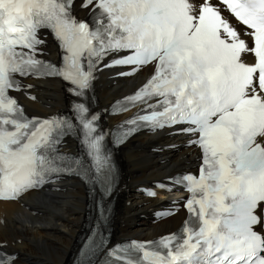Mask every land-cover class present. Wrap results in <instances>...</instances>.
Returning <instances> with one entry per match:
<instances>
[{
	"label": "snow or ice",
	"instance_id": "snow-or-ice-1",
	"mask_svg": "<svg viewBox=\"0 0 264 264\" xmlns=\"http://www.w3.org/2000/svg\"><path fill=\"white\" fill-rule=\"evenodd\" d=\"M72 6L73 0H0V200L65 174L109 183L99 116L85 103L74 105V124L62 116L29 117L10 93L33 87L18 76H56L85 97L100 62L116 54L104 67L129 68L120 75L153 69L120 104L121 111L140 107L125 135L138 126L185 125L180 131L195 137L190 143L200 147L202 163L199 175L177 180L189 193L181 230L117 245L104 264H264V0H82L81 7L94 8L91 26ZM44 31L58 43L60 66L40 58ZM77 127L89 167L60 150ZM96 236L82 255L106 243ZM12 260L0 255V264Z\"/></svg>",
	"mask_w": 264,
	"mask_h": 264
},
{
	"label": "bare ground",
	"instance_id": "bare-ground-1",
	"mask_svg": "<svg viewBox=\"0 0 264 264\" xmlns=\"http://www.w3.org/2000/svg\"><path fill=\"white\" fill-rule=\"evenodd\" d=\"M88 12L82 10L83 14ZM47 50L51 57L56 55L50 42ZM152 71L149 66L135 77L121 78L118 70L101 68L97 93L100 114L141 86ZM28 84L33 87H25L22 95L31 114H57L70 105L66 87L59 80L27 79L24 85ZM118 119L108 118V122L115 124ZM126 144L119 156L124 185L118 197L113 241L124 237L149 240L173 232L184 220V212L167 219L156 218L155 212L177 198L170 192L149 198L144 190L178 171L191 169L198 160V149L164 132H145ZM87 202V187L75 179L57 180L17 201H0V246L14 257L11 264H68L84 228Z\"/></svg>",
	"mask_w": 264,
	"mask_h": 264
}]
</instances>
